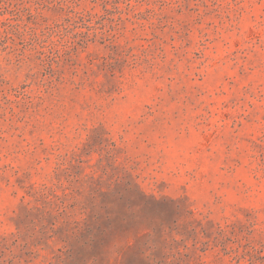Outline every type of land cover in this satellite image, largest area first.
Masks as SVG:
<instances>
[{"label": "rangeland", "instance_id": "rangeland-1", "mask_svg": "<svg viewBox=\"0 0 264 264\" xmlns=\"http://www.w3.org/2000/svg\"><path fill=\"white\" fill-rule=\"evenodd\" d=\"M0 264H264V0H0Z\"/></svg>", "mask_w": 264, "mask_h": 264}]
</instances>
